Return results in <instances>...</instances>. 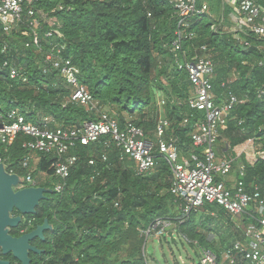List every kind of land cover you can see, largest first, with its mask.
I'll return each mask as SVG.
<instances>
[{
  "label": "trees",
  "instance_id": "16d2710c",
  "mask_svg": "<svg viewBox=\"0 0 264 264\" xmlns=\"http://www.w3.org/2000/svg\"><path fill=\"white\" fill-rule=\"evenodd\" d=\"M204 2L209 12L180 29L182 49L190 58L198 54L213 61L217 103H224L230 94L243 101L233 109L216 145L226 141L223 149L231 156L234 148L252 140L257 151L264 152V37H252L250 48L240 46L221 28V18L228 19L230 9L223 8L221 0H199V5ZM30 8L26 3L18 32L0 31V116L5 123H10L8 114L17 111L38 125L51 118L48 129L73 128L98 121L106 112L121 129L131 123L156 144L161 93L166 101L164 119L170 124L165 139L175 143L181 157L193 152L191 133L204 116L188 106L192 88L188 74L178 69L182 54L172 51L179 23L168 0H37L33 8L39 12L28 17ZM52 19L56 23L50 25ZM214 26L219 31L214 32ZM55 47L54 53L60 50L59 57L80 70L79 81L96 109L74 102L60 71L46 62ZM202 47L208 51L203 53ZM11 67L17 72L15 79ZM186 119L189 124L184 126ZM30 140L20 135L10 147L0 143V159L19 177V171L26 174L21 162L29 155L23 145ZM110 140L108 136L71 150L77 162L61 194L55 191L59 181L53 177L56 156L34 154L36 187L53 192L32 215L30 231L45 220L52 226L46 241L38 243L46 251L44 261L32 257L34 264H149L154 255L148 250L151 242L169 239L167 235L147 240L145 232L159 220L170 222L175 236L181 233L218 254L241 239L240 231L229 236L223 231L224 221L231 230L234 227L215 204L184 217L171 194L172 165L157 151L156 169L137 176L134 162ZM91 160L95 165L89 164ZM242 165L245 171L239 170L237 179L248 192L258 188L264 197V160L253 165L243 160ZM241 219L245 226L256 223L246 215ZM191 247L198 257L196 247Z\"/></svg>",
  "mask_w": 264,
  "mask_h": 264
},
{
  "label": "built area",
  "instance_id": "2783aa9c",
  "mask_svg": "<svg viewBox=\"0 0 264 264\" xmlns=\"http://www.w3.org/2000/svg\"><path fill=\"white\" fill-rule=\"evenodd\" d=\"M36 2L37 0H0V31L7 34L18 32L23 22L26 3L32 7L28 11V17H34L39 12L33 8ZM168 2L176 10L179 23V30L176 32L178 39L173 43L172 51L176 56L182 54L178 69L188 74L192 88L188 106L192 111L200 112L204 116L202 120L195 122L191 133L193 152L189 161L183 162L175 143L165 139L166 130L170 125L166 119L158 121L155 144L145 137L142 129L131 123L121 129L119 122L106 112L101 113L98 121L87 122L80 127L48 129L52 122L51 118L43 119L38 125L28 121L17 111H12L7 116L10 123H5L4 118L0 116L3 122L0 124V143L2 146L10 147L20 135L31 139L23 145L29 155L21 162V168L26 174L23 178L19 177V189L37 186L31 171L34 154L56 156L52 167L55 170L53 177L59 181L55 187L58 194L64 192L67 180L77 162V157L70 155L77 144L88 146L109 136L110 141L122 149L124 156L134 162L137 176L147 175L156 169L158 161L154 153L157 151L172 165L174 178L171 194L180 202L184 217L202 209L206 204H215L224 211L226 218L230 219L234 231L241 232V239L233 242L230 248L220 254L215 250L199 247L197 242L192 243L198 251V264H264V197L258 188L254 193L248 192L243 181L237 180L232 187H228L224 179L233 172L235 162L233 159L217 161L215 155L220 131L226 128L233 109L243 101L230 94L224 103H217L212 84L215 74L213 61L208 56L198 54L190 58L182 49L183 31L180 29L189 27L191 19L207 14L209 6L205 2L199 5V0H168ZM221 2L223 8L227 7L231 10L230 27L226 32L236 43L250 48L252 37H264V0H221ZM60 9L62 10V7ZM40 14L42 17H47L42 12ZM221 21L225 22L224 18H221ZM49 23L53 25L56 22L52 19ZM212 30L217 32L219 27L214 26ZM47 37H52V34L48 33ZM55 50L56 47L47 55L46 62L60 71L63 79L71 87L72 100L96 109L92 96L79 81L78 67L70 60H63L59 57L60 50L54 53ZM201 51L206 53L207 47H202ZM11 77L13 79L17 77V72L12 67ZM165 105V100L159 103L161 107ZM188 124L189 119H186L183 125ZM250 142L254 143L252 140ZM260 159L264 160L263 151H257L249 164L253 165ZM103 160H106V156ZM0 164L4 165L10 175H17L10 164H6L2 159ZM89 164L95 165V161L91 160ZM239 170L243 174L245 167L241 166ZM221 178L223 180L219 181ZM244 215L251 217L256 223L243 225L241 217ZM211 216L214 217V214ZM171 226L170 222L157 221L145 232L147 240L149 238L157 240L167 236Z\"/></svg>",
  "mask_w": 264,
  "mask_h": 264
},
{
  "label": "water",
  "instance_id": "95a60500",
  "mask_svg": "<svg viewBox=\"0 0 264 264\" xmlns=\"http://www.w3.org/2000/svg\"><path fill=\"white\" fill-rule=\"evenodd\" d=\"M19 185V176L10 175L4 165L0 164V255L12 253L20 264H31L29 252L40 253L38 249L30 245L31 241L36 238L44 240V233L52 230V226L48 220H45L43 225L31 233L15 239L8 235V228L16 227L20 219H12L9 214L17 209L23 215H34L41 201L47 200V195L53 192L39 187L20 189L15 192L13 188ZM168 237L172 244L176 243L173 232H169ZM148 250L150 254H153V246H150ZM0 264L10 263L0 259Z\"/></svg>",
  "mask_w": 264,
  "mask_h": 264
},
{
  "label": "rangeland",
  "instance_id": "374dc122",
  "mask_svg": "<svg viewBox=\"0 0 264 264\" xmlns=\"http://www.w3.org/2000/svg\"><path fill=\"white\" fill-rule=\"evenodd\" d=\"M34 169L35 168L32 167L31 171L33 172ZM18 173L21 178L25 175V173L20 171ZM43 181L45 180L43 179ZM223 231H228L227 236L231 233H236L234 229H230L229 223L225 221L223 223ZM175 239L177 243L175 245L172 244L169 239L163 240L162 243H159V241L151 242V245L154 247V255L150 258L149 264H191L189 257L193 259L194 264H198L195 250L192 249L191 245L188 243L187 237L178 233ZM213 240H218L217 247L222 248L218 238L213 237Z\"/></svg>",
  "mask_w": 264,
  "mask_h": 264
},
{
  "label": "crops",
  "instance_id": "0c3cea01",
  "mask_svg": "<svg viewBox=\"0 0 264 264\" xmlns=\"http://www.w3.org/2000/svg\"><path fill=\"white\" fill-rule=\"evenodd\" d=\"M230 13H231V10L229 12V17H230ZM229 17L227 19L224 15L222 16V18H224L225 22L221 21L220 23H222L221 24V28L224 31H226L230 27V18ZM161 101H164V96L161 93H158V95H157V104H156V109L157 110L156 111H157V116H158L159 120L164 119L165 114H166L165 108L159 106V103ZM224 144H226V141L219 142L216 145L215 155H216V160L217 161H223V160H225L227 158H231L235 162V167L233 169V173L231 175L225 177V179H224L225 183L227 184V186L228 187H232L236 183V181L238 180L237 179V173H238L240 167L243 166L242 165V161L245 160L249 164L250 161L252 160V157L256 154L257 148H256V145L253 142L248 141V142H246V143L234 148V150L232 151L234 156L233 155L230 156V155H227V153H226L228 151V149H223L224 148L223 147ZM191 154H189L188 156L187 155L186 156H182V161L183 162L189 161V157H190ZM169 232H173V236H174V238H176L175 231H171V229H170L168 231V233ZM187 240H188V243L190 245L192 243H194V242H197V241H190L188 238H187ZM189 258L192 259L191 257H189Z\"/></svg>",
  "mask_w": 264,
  "mask_h": 264
},
{
  "label": "flooded vegetation",
  "instance_id": "af4514ba",
  "mask_svg": "<svg viewBox=\"0 0 264 264\" xmlns=\"http://www.w3.org/2000/svg\"><path fill=\"white\" fill-rule=\"evenodd\" d=\"M15 192H18L20 189L18 187H14L13 188ZM9 216L12 219H16L19 218L20 221L17 224L16 227L14 228H8V235H10L11 237L15 238V239H19L24 235H27L29 233H31L32 231H34L37 227L41 226V225H37L36 228L34 230L30 229L33 227V222H32V215H23L22 213H20L17 209H14L13 211L10 212ZM43 225V224H42ZM44 240L40 239V238H36L33 241H31L30 245L35 247L36 249L39 250L40 253H36V252H29V257L31 259V264H34V261L32 259V257H39L40 261H44V259L42 258L43 255H45V250L43 248H40L38 246L39 242H45L46 241V232L44 233ZM40 244V243H39ZM0 259L2 261H6L9 262L10 264H20V262L18 260H16L13 256L12 253H9L7 255L1 254L0 255Z\"/></svg>",
  "mask_w": 264,
  "mask_h": 264
}]
</instances>
